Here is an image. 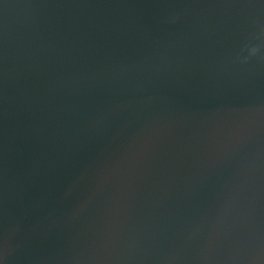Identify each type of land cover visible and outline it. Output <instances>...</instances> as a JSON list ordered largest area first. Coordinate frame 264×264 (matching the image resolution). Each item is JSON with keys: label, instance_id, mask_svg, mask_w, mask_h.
<instances>
[{"label": "water", "instance_id": "95a60500", "mask_svg": "<svg viewBox=\"0 0 264 264\" xmlns=\"http://www.w3.org/2000/svg\"><path fill=\"white\" fill-rule=\"evenodd\" d=\"M0 264H264V0H0Z\"/></svg>", "mask_w": 264, "mask_h": 264}, {"label": "clouds", "instance_id": "9594fccd", "mask_svg": "<svg viewBox=\"0 0 264 264\" xmlns=\"http://www.w3.org/2000/svg\"><path fill=\"white\" fill-rule=\"evenodd\" d=\"M247 54L249 57H256L260 54V49L258 47H251L247 49Z\"/></svg>", "mask_w": 264, "mask_h": 264}]
</instances>
